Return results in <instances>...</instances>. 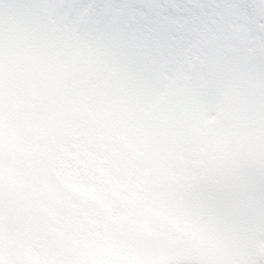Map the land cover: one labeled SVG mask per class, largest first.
Wrapping results in <instances>:
<instances>
[{
  "label": "rangeland",
  "instance_id": "1",
  "mask_svg": "<svg viewBox=\"0 0 264 264\" xmlns=\"http://www.w3.org/2000/svg\"><path fill=\"white\" fill-rule=\"evenodd\" d=\"M0 264H264V0H7Z\"/></svg>",
  "mask_w": 264,
  "mask_h": 264
},
{
  "label": "bare ground",
  "instance_id": "2",
  "mask_svg": "<svg viewBox=\"0 0 264 264\" xmlns=\"http://www.w3.org/2000/svg\"><path fill=\"white\" fill-rule=\"evenodd\" d=\"M15 1V0H14ZM2 4H0L1 8L6 7L7 0H1ZM12 87L15 88V94H18L21 96L22 90H23V84H24V77H23V72L21 71L17 76H13L10 80ZM6 87H8L6 85Z\"/></svg>",
  "mask_w": 264,
  "mask_h": 264
},
{
  "label": "snow or ice",
  "instance_id": "3",
  "mask_svg": "<svg viewBox=\"0 0 264 264\" xmlns=\"http://www.w3.org/2000/svg\"><path fill=\"white\" fill-rule=\"evenodd\" d=\"M75 8H84L88 7V5H75ZM97 11H101L105 6L104 5H96L94 6ZM202 7H207V6H202ZM219 7H223L222 5ZM107 38V37H105ZM127 57L129 58L130 61H134L139 55H141V52L132 46H129L128 51L126 52Z\"/></svg>",
  "mask_w": 264,
  "mask_h": 264
}]
</instances>
